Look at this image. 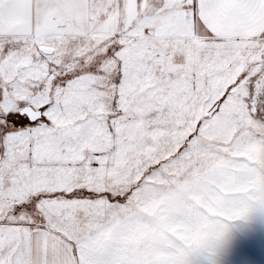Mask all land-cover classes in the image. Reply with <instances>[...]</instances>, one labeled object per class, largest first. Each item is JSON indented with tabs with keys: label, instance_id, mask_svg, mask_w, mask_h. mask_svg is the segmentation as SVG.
Instances as JSON below:
<instances>
[{
	"label": "snow or ice",
	"instance_id": "obj_1",
	"mask_svg": "<svg viewBox=\"0 0 264 264\" xmlns=\"http://www.w3.org/2000/svg\"><path fill=\"white\" fill-rule=\"evenodd\" d=\"M264 232V0H0V264H233Z\"/></svg>",
	"mask_w": 264,
	"mask_h": 264
},
{
	"label": "rangeland",
	"instance_id": "obj_2",
	"mask_svg": "<svg viewBox=\"0 0 264 264\" xmlns=\"http://www.w3.org/2000/svg\"><path fill=\"white\" fill-rule=\"evenodd\" d=\"M252 252V258H234L233 264H264V232L257 231Z\"/></svg>",
	"mask_w": 264,
	"mask_h": 264
}]
</instances>
